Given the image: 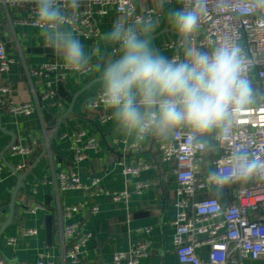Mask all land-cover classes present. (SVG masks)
<instances>
[{"label": "crops", "instance_id": "crops-1", "mask_svg": "<svg viewBox=\"0 0 264 264\" xmlns=\"http://www.w3.org/2000/svg\"><path fill=\"white\" fill-rule=\"evenodd\" d=\"M136 5L141 11L155 8L151 18L155 23L151 33L152 46L166 57L181 53L180 35L170 20L172 13L181 10L180 2L137 0ZM29 11V4L0 9V41L5 44L8 54L20 61L12 64L6 73H0V82L11 87L15 101L29 100L37 104L36 111L26 115H13L0 109V164L5 169L0 174V228L6 225L0 237V264H36L41 254L55 264H72L56 244L61 220L81 222L92 234L84 248L83 264H111L115 252L127 250L132 243L140 240L149 242L150 251L139 264H180L173 242L179 185L174 163L162 160L159 150L160 144L170 140L171 136L149 137L139 144V149H131V142L117 131L111 119L104 123L100 121L99 113L110 112L103 108L97 113L85 107L86 101L100 89V73L96 65L103 66L117 55V47L105 38L119 18L115 8L111 7L106 15L94 13V22L101 31L96 39H89L69 26L91 57V68L81 73L68 71L62 80L53 73L38 77L27 74L28 68L43 63L63 62L44 43L38 27L17 20L27 16ZM170 41L174 42L173 47L167 46ZM251 77L259 89L255 71ZM47 89H54L55 97L43 99ZM81 130L85 136L78 146L87 157L78 161L73 141L63 137V134ZM90 137L97 139L98 149L85 148ZM11 143L28 146L31 152L11 155ZM211 143L212 147L206 150L201 161L203 173L213 168L212 160L221 154L216 138ZM138 160L149 163V167L138 175L123 172L120 162L130 164ZM21 162L26 163V167L19 171L25 174L24 185L17 193L14 214L9 221L12 191L18 183V176L12 167ZM69 171L75 172L84 184H89L94 176H98L106 189L126 190L129 196L116 201L104 195L90 197L83 189L60 191L57 186L59 174ZM143 181L150 182V185L138 189L137 184ZM235 186L226 187L221 195L207 186L201 196L218 197L226 205L235 198ZM47 198L49 203H46ZM36 202L45 204L47 209L27 213L26 206ZM79 203H83L84 207L70 217L58 212L59 207ZM93 204H98L99 210L89 213L88 208ZM48 214L53 215L51 242L46 234ZM24 227H36L38 233L21 237L20 230ZM9 237H17V241L8 244ZM204 237L200 234L196 238L203 240ZM208 250L206 244L197 248L203 259L208 257ZM240 264H264V257L243 258Z\"/></svg>", "mask_w": 264, "mask_h": 264}, {"label": "built area", "instance_id": "built-area-1", "mask_svg": "<svg viewBox=\"0 0 264 264\" xmlns=\"http://www.w3.org/2000/svg\"><path fill=\"white\" fill-rule=\"evenodd\" d=\"M173 2L175 0H154ZM181 10L196 9L201 11L199 26L190 37L191 46L200 50H211L216 45L225 41H235L244 50L248 57V76L255 71L259 90L264 91V7H256L255 0H231L232 7H223L220 0H178ZM137 0H79V6L71 8L68 0H60L61 7L70 17L69 25L74 31L83 34L89 39H96L101 31L94 22V13L106 15L114 7L119 18L117 21L134 22L137 18H152L155 8L145 11L138 9ZM29 4L30 11L25 17L17 18L20 23L35 26V4L29 0H0L1 7L8 10L10 7H19ZM97 7V8H96ZM36 27V26H35ZM181 37L178 39L180 45ZM173 47L174 42L167 43ZM168 58H185V50L175 53ZM19 60L11 57L5 44L0 41V73H6L10 66ZM91 65L89 66L90 70ZM86 70V71H88ZM84 71V72H86ZM55 74L59 79H65L68 70L62 61L56 60L28 68L29 76H43ZM99 91L92 97H96ZM54 89H47L42 97L50 99L55 97ZM89 100V99H88ZM87 100V101H88ZM86 109L99 113L103 107H89ZM0 109L13 115L32 114L37 109L33 101L17 102L12 96L11 87L0 82ZM100 121L106 122L110 114L99 113ZM85 136L84 131H75L63 134L73 141L76 148V160L87 157L78 143ZM221 149V154L212 160L213 168L226 165L231 151L242 147L255 155L264 157V101H258L242 109L236 117L232 130L216 138ZM73 146V147H74ZM131 149H139L140 145H129ZM85 148L98 149L95 137H90L85 143ZM161 159L174 163V174L178 182V199L176 206L178 212L174 220L175 233L173 242L180 264H240L243 258L259 259L264 257V181L253 180L248 183H236L235 198L224 205L215 196L203 197L201 192L209 186L207 174L202 172L201 161L206 150L194 148L187 139L183 130H176L170 140L164 141L159 147ZM31 152L28 146L13 143L10 147L11 155H26ZM125 174L138 175L149 167V163L138 160L134 163H124ZM25 162L18 163L16 171H22ZM0 164V174L4 171ZM150 185V182H139L138 189ZM58 189H83L90 197L97 195L108 196L113 200L126 199L129 192L110 191L101 184V179L94 176L89 184L81 182L79 176L73 172H61L58 178ZM84 204L59 207L58 212L64 217H70L74 212L83 208ZM40 209H47L41 202L26 206L27 213H36ZM98 204L88 208L89 213H96ZM222 217L221 220L216 218ZM149 230V228H148ZM38 233L36 227H24L20 236H33ZM204 235L203 240L197 235ZM92 234L83 227L81 222H62L56 244L61 247L63 254L72 264H83L82 255L84 248ZM17 241V237H9L7 243ZM206 244L209 248L208 257L201 258L197 248ZM150 244L146 240L132 243L127 250L117 251L113 255L111 264H139L140 260L149 254ZM3 262V261H1ZM36 264H55L41 254Z\"/></svg>", "mask_w": 264, "mask_h": 264}, {"label": "clouds", "instance_id": "clouds-1", "mask_svg": "<svg viewBox=\"0 0 264 264\" xmlns=\"http://www.w3.org/2000/svg\"><path fill=\"white\" fill-rule=\"evenodd\" d=\"M35 4V26L44 43L59 55L64 67L74 73L89 69L91 57L70 29V17L60 0H29ZM71 8L79 0H68ZM232 7L231 0H220ZM264 7V0H255ZM187 9L171 14L170 20L181 37L185 58H168L152 46L151 18L132 23L117 21L106 33V40L117 47V55L103 66L100 89L87 101L89 107L101 106L110 112L117 131L136 146L149 137L168 138L183 130L194 148L212 147V139L229 133L237 114L264 101L248 76L249 61L235 41H225L211 50L191 46L201 11ZM228 163L209 170L207 181L217 195L236 183L264 181V157L242 147L234 148Z\"/></svg>", "mask_w": 264, "mask_h": 264}, {"label": "water", "instance_id": "water-1", "mask_svg": "<svg viewBox=\"0 0 264 264\" xmlns=\"http://www.w3.org/2000/svg\"><path fill=\"white\" fill-rule=\"evenodd\" d=\"M49 48L51 49V47H49ZM11 145H12V143H11ZM12 170L18 176V183H17V186L15 187V189L12 191V199H11V202L9 204V206H10V218H9V221H11V219L13 217L14 208H15L16 199H17V193H18L19 189L21 187H23V185H24L23 180H24V177H25V174L24 173H21L19 171H16L15 168L12 167ZM46 203H49V198L46 199ZM5 226L6 225H3L0 228V237L3 234V232H4ZM46 234H47L48 241L51 242V240H52V234H53V215L52 214H48L46 216Z\"/></svg>", "mask_w": 264, "mask_h": 264}]
</instances>
